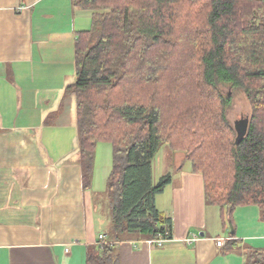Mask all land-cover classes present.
I'll use <instances>...</instances> for the list:
<instances>
[{
    "label": "trees",
    "instance_id": "1",
    "mask_svg": "<svg viewBox=\"0 0 264 264\" xmlns=\"http://www.w3.org/2000/svg\"><path fill=\"white\" fill-rule=\"evenodd\" d=\"M93 11L76 32L78 162L83 189L93 179L96 147L111 146L106 196L110 237L153 239L171 234L152 184L161 146L183 154L202 177L204 198L231 220L235 208L257 206L264 223V0H71ZM249 106L245 135L227 118L231 93ZM248 264L264 252L248 250ZM86 264H118L101 244Z\"/></svg>",
    "mask_w": 264,
    "mask_h": 264
},
{
    "label": "crops",
    "instance_id": "2",
    "mask_svg": "<svg viewBox=\"0 0 264 264\" xmlns=\"http://www.w3.org/2000/svg\"><path fill=\"white\" fill-rule=\"evenodd\" d=\"M93 13L71 0H0V264H86L100 235L118 264H248V250L264 252L260 210L237 207L230 220L207 205L202 177L188 162L183 170V158L160 196L173 241L110 237L111 214L100 216L98 191L82 186L76 100L66 93L75 34ZM192 235L196 243L183 242Z\"/></svg>",
    "mask_w": 264,
    "mask_h": 264
},
{
    "label": "rangeland",
    "instance_id": "3",
    "mask_svg": "<svg viewBox=\"0 0 264 264\" xmlns=\"http://www.w3.org/2000/svg\"><path fill=\"white\" fill-rule=\"evenodd\" d=\"M231 101L229 102L228 110H227V118L230 121L232 127L235 129V124L242 120L247 119L249 116V106L247 100L244 98L242 93H231ZM183 154L179 151L171 150L167 146H161L158 152L156 153L153 161H152V184L156 186L161 179L170 176V182H178L179 177H177V171L180 165H182ZM188 163H185L183 166V170L187 169ZM111 171V146L108 143L101 142L96 147L95 152V162H94V170H93V179L91 182V187L98 191L97 196L99 199L97 203H99V214L103 216L106 214V211H109L111 214V204L108 203V199L104 201V193L106 182L108 176ZM168 186V184L166 185ZM166 186L164 188H166ZM168 189V188H166ZM165 189V190H166ZM164 190V189H163ZM162 190V191H163ZM169 190V189H168ZM162 193V192H161ZM161 193H158L155 196V206L157 210L160 211L164 206L162 202L168 204L167 192L164 196H161ZM213 220L211 221V223Z\"/></svg>",
    "mask_w": 264,
    "mask_h": 264
},
{
    "label": "built area",
    "instance_id": "4",
    "mask_svg": "<svg viewBox=\"0 0 264 264\" xmlns=\"http://www.w3.org/2000/svg\"><path fill=\"white\" fill-rule=\"evenodd\" d=\"M199 240V237L196 235H192L188 238L183 239V242H185L188 245H191L193 243H196ZM173 238L172 235H169L166 233V237H158V238H153V239H145V243L150 246V247H163L166 243L172 242ZM99 243L100 244H106L105 243V236L100 235L99 236ZM215 244L217 247H221L224 245V240L223 239H216ZM65 252H68V249H65Z\"/></svg>",
    "mask_w": 264,
    "mask_h": 264
},
{
    "label": "water",
    "instance_id": "5",
    "mask_svg": "<svg viewBox=\"0 0 264 264\" xmlns=\"http://www.w3.org/2000/svg\"><path fill=\"white\" fill-rule=\"evenodd\" d=\"M247 124H248L247 119H242L235 124V129H236L235 143H237L245 135ZM202 235L203 234H201L200 236Z\"/></svg>",
    "mask_w": 264,
    "mask_h": 264
}]
</instances>
